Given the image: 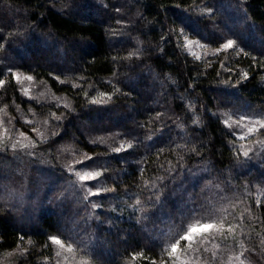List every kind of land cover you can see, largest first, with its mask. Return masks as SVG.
<instances>
[{"label":"trees","instance_id":"1","mask_svg":"<svg viewBox=\"0 0 264 264\" xmlns=\"http://www.w3.org/2000/svg\"><path fill=\"white\" fill-rule=\"evenodd\" d=\"M181 30L238 47L198 59ZM13 70L70 107L24 98ZM0 79V109L56 115L45 149L75 145L103 188L91 195L48 158L26 182L0 168V188L22 185L24 200L0 190V256L22 249L17 264H48L56 236L71 264H170V244L200 215L240 225L200 247L202 264H264V147L247 150L222 113L264 116V0H0Z\"/></svg>","mask_w":264,"mask_h":264},{"label":"rangeland","instance_id":"2","mask_svg":"<svg viewBox=\"0 0 264 264\" xmlns=\"http://www.w3.org/2000/svg\"><path fill=\"white\" fill-rule=\"evenodd\" d=\"M217 9H219L220 13L222 15L226 14V11L228 10V5H222L219 4L217 6ZM227 17V16H226ZM226 25L229 29L236 28V23L238 22V19L236 17H230L226 19ZM192 32H184V34L187 36V39L199 42V46L197 44H193L189 48H186L189 53H191L198 59L207 60L210 57L216 55L218 52L217 49H220L222 44L225 43L227 40L231 39L234 40L232 37L225 38V41L221 43L218 47L209 46L211 44L203 41L200 37L196 35H192ZM183 39V37H182ZM252 40L254 38H251ZM183 43L185 41L183 40ZM238 44L236 43V46ZM238 47V46H237ZM44 52L43 54H45ZM13 73H19L21 75V78L23 80L22 83H18L21 95L26 99H31L35 101H47L49 104H55L56 108H59L60 106H66L70 107V100L64 96H60L58 94H55L54 92L50 91L47 84L43 81H40L35 78L32 74L29 72H24L20 70H13ZM31 76L33 79L31 81L23 79V77ZM24 89H28V93L25 94ZM56 110V109H54ZM225 114L224 120H228L229 125H232L230 129L234 130L236 132V135L238 138H240V142L243 146L247 148V150H251V148L257 144L261 145V147H264V143H257V141H264V139H261V130L259 132H256L252 135H245L246 127L251 126V120L250 121H241V126H237L233 122L240 120L241 117H250L252 120H259L264 119V116L258 115V114H240L237 112H234L231 110H224L222 112ZM55 114V113H53ZM0 117L3 118V126H0V133L3 132L4 128L8 129V134L6 137H4L3 141L0 142V168L8 170L9 172H16L21 174L23 177V181L26 182L29 177H32L33 170H36L35 168L39 165L37 161H41L43 158H48L53 164H57L62 166L63 168L67 169L69 173L75 175L76 179L79 183H84L85 186H88V189L91 193H101L103 188L101 186L97 185L96 187H92L90 184L91 181H82L79 179V176L77 174L83 175L85 172H99L98 169L94 168L93 166H85V167H78L79 162L87 158L88 156L84 154V152L80 151L76 148L75 145L69 144V143H61L58 144V146L55 147V149H45L44 143L50 139V135H52L55 131V125L53 120L57 119L58 117L56 115L51 116V118L48 117H41L37 114V112L34 109H27L24 108L21 105H15L14 109L9 107H4L3 111L0 112ZM33 128L36 129V131H33ZM237 130V131H236ZM21 133L23 135H21ZM42 134V135H41ZM241 136H244L243 139H241ZM19 141V144L28 145L27 147H20L19 144L17 148L13 149L11 147V144L17 143ZM53 146V145H52ZM34 162H37L36 164ZM51 165V164H50ZM52 166V165H51ZM15 183H8L1 186L0 190L4 193H7V196L12 199V203L24 205L22 202V199L20 196L16 194V191L20 190L22 188V185L18 187V185H15ZM25 185V184H24ZM91 185V186H90ZM27 186V184H26ZM14 188V190L12 189ZM24 187V186H23ZM29 187V186H28ZM7 190H6V189ZM30 196H33L31 193H29ZM28 195V196H29ZM28 203H31L32 200H28ZM203 222V221H200ZM56 237V236H52ZM60 239V238H59ZM62 240V239H60ZM63 241V240H62ZM205 245V244H203ZM202 245V246H203ZM71 246L73 249V246L67 242L63 241V246L56 244V251H59L60 257L54 256L50 260H47L48 264H71L69 261V258L67 255L71 254V252L68 251V247ZM185 247L183 244H181V249ZM24 251V250H23ZM22 253L21 250H14L12 252H8L7 254H4L0 256V264H17V258ZM239 257V256H238ZM237 257V259H238ZM224 259L226 263V259ZM231 262V257H229ZM235 264H239L238 261Z\"/></svg>","mask_w":264,"mask_h":264},{"label":"snow or ice","instance_id":"3","mask_svg":"<svg viewBox=\"0 0 264 264\" xmlns=\"http://www.w3.org/2000/svg\"><path fill=\"white\" fill-rule=\"evenodd\" d=\"M180 35L183 37V40L185 41L184 47L189 48L193 44H197L199 46V42H195L192 40L187 39V36L183 33V30H181ZM236 47V42L234 40H227L225 43L222 44L220 49H217V52H220L222 50H228L233 49ZM199 58V57H197ZM245 78H247V74H244ZM13 78L18 82L22 83L23 80L21 78V75L19 73H13ZM23 79L31 81L33 78L31 76L23 77ZM6 82L2 79H0V87H3ZM25 94L28 93V89L22 90ZM103 96H107L108 94H102ZM98 102V101H93ZM67 106V105H66ZM3 109H0V112H2ZM251 120V126L246 127L245 135H252L256 132H259L260 129L264 128V119L259 120H252L250 117H241L240 120L233 122L237 126H241V121H250ZM198 123V121H196ZM3 118L0 117V126H3ZM226 126L231 127L232 125H229L228 120L224 121ZM33 131H36L35 128H33ZM8 134V129L4 128L3 132L0 133V142L3 141L4 137H6ZM21 135H23L21 133ZM42 135V134H41ZM244 136H241V139H243ZM257 143H264V141H257ZM19 144V141L17 143L11 144V147L13 149L17 148ZM20 147H27L28 145L19 144ZM128 147H132L131 144L128 145ZM115 151L119 152L121 151V148L115 149ZM249 152L244 151L243 155L248 156ZM79 176V179L82 181H89L94 180L98 176L102 175L101 172H85L83 175L77 174ZM99 193H91V195H98ZM257 205H259L260 201H256ZM99 207V205H96ZM199 212V210H195ZM196 219V223L188 226L187 228H184L181 230V232L177 233V237L174 239V242H172L166 251V256L170 258V264H202L201 258L199 255L200 247L209 242H214L217 236L222 237L223 239H228L229 236H232L235 238L236 229L240 227L239 224H233L231 222L225 223V217H204L200 215H196L193 217ZM240 219H243V216L240 217ZM203 222H200V221ZM227 234V235H225ZM52 242H54L57 245L63 246V241L60 240L58 237H50L49 238ZM241 247H243L242 242ZM264 243V241H262ZM181 244H183L185 247L181 249ZM215 248H219V244L214 245ZM68 251L72 252L73 249L71 246L68 247ZM205 251H208L207 248H205ZM244 251H247L245 248L243 251L239 253L240 256L244 255ZM215 255V253H213ZM59 255V253H58ZM164 264H169V261L166 260ZM240 264H244V261L241 260Z\"/></svg>","mask_w":264,"mask_h":264}]
</instances>
